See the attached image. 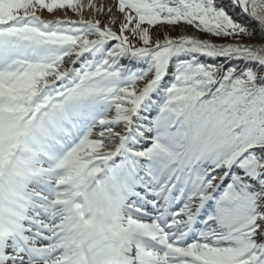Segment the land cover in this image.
<instances>
[{"label":"snow or ice","instance_id":"6c2138e0","mask_svg":"<svg viewBox=\"0 0 264 264\" xmlns=\"http://www.w3.org/2000/svg\"><path fill=\"white\" fill-rule=\"evenodd\" d=\"M0 264H264V0H0Z\"/></svg>","mask_w":264,"mask_h":264},{"label":"bare ground","instance_id":"6f19581e","mask_svg":"<svg viewBox=\"0 0 264 264\" xmlns=\"http://www.w3.org/2000/svg\"><path fill=\"white\" fill-rule=\"evenodd\" d=\"M87 12V11H86ZM86 14V13H85ZM87 14H88V12H87ZM67 15V17H69L70 19H76V17L75 16H70V15H68V14H66ZM63 16H65V15H63Z\"/></svg>","mask_w":264,"mask_h":264},{"label":"rangeland","instance_id":"374dc122","mask_svg":"<svg viewBox=\"0 0 264 264\" xmlns=\"http://www.w3.org/2000/svg\"><path fill=\"white\" fill-rule=\"evenodd\" d=\"M95 2L99 3L98 0H94Z\"/></svg>","mask_w":264,"mask_h":264}]
</instances>
